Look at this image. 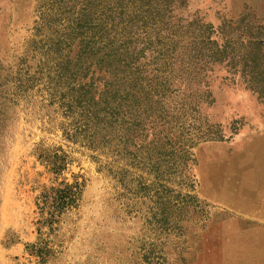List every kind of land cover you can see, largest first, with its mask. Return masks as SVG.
Segmentation results:
<instances>
[{"label":"rangeland","instance_id":"1","mask_svg":"<svg viewBox=\"0 0 264 264\" xmlns=\"http://www.w3.org/2000/svg\"><path fill=\"white\" fill-rule=\"evenodd\" d=\"M0 264H264V0H0Z\"/></svg>","mask_w":264,"mask_h":264},{"label":"trees","instance_id":"2","mask_svg":"<svg viewBox=\"0 0 264 264\" xmlns=\"http://www.w3.org/2000/svg\"><path fill=\"white\" fill-rule=\"evenodd\" d=\"M223 59V58H222ZM221 59V61H222ZM231 65L232 63L229 62ZM62 151L60 148L43 150L38 156L43 158L50 171L58 175L65 169V157L66 155L59 154ZM79 182L74 181L69 183L66 180L59 182L55 186H49L37 197V204L41 212L40 218L44 223H50L57 221L60 216L68 209L74 206L77 202L79 193Z\"/></svg>","mask_w":264,"mask_h":264}]
</instances>
